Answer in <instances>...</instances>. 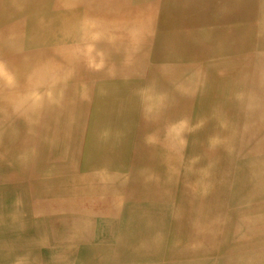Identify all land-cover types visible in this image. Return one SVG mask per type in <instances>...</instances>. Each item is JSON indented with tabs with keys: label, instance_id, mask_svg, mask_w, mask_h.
Wrapping results in <instances>:
<instances>
[{
	"label": "rangeland",
	"instance_id": "1",
	"mask_svg": "<svg viewBox=\"0 0 264 264\" xmlns=\"http://www.w3.org/2000/svg\"><path fill=\"white\" fill-rule=\"evenodd\" d=\"M202 1L189 0V4H191L189 6L191 9L195 8V11H197L205 3ZM167 2L168 0H150L149 4L159 13V11H162L166 7ZM257 2V6H252L249 13L247 12L249 10L247 6L240 4L235 7V11H241L237 15L243 21L248 20L250 22V24L245 25L243 28L244 33L248 32L249 25L253 27L251 44L240 49L236 47L232 48L228 45L221 47V50H219L218 48H213L210 44L211 46L207 50L211 51V53H204L202 56H197L195 61H192L180 58L181 56L179 55L178 57L175 56L171 45L158 44L155 32L149 39L142 42L122 39L120 37L116 39L113 35H110V45H99L96 49L98 51L95 50L97 55L96 67H89L90 71H87V74L90 77L85 80L86 86L89 88L88 95L92 96V93L98 90L97 86L101 82L111 81V78L117 79V89L118 87L133 89L134 87L141 86V90L145 91L147 89V92L143 95L140 94L141 97L132 96L126 98L117 96V100H115L113 92L109 89L100 93V96L102 94L104 96L99 99L101 103V110L99 109V111H103L102 117L107 115L109 119H105L106 122L102 123L103 127L98 122L97 128H94V132L87 127L90 125L94 126L95 118L99 114L96 111L94 112L93 108L90 107L92 106V97H90L85 102L87 104H80L81 107H77L78 110H74L72 114H69L70 110L65 108L61 109V111L58 109L40 111L30 130L26 129L24 132H19L14 136V138L19 140V142L17 141L18 145L17 143L15 144V150H11L16 159L9 160L8 165L3 171L5 173H1L2 171H0V202L3 199L16 195L21 198L20 202L24 205L19 211L20 215L16 216L0 208V222L2 223L0 224L1 228L5 230L0 231V236L3 239L2 246L7 249H13V253L17 249H20H16L17 245L14 241V232L17 231L15 226L17 225L23 229L30 228V224H39L44 232L48 230L49 234L52 231L50 235H55V238L58 237L62 226L68 224L69 219L74 216L72 212L76 211V209L68 206L67 203L64 206L61 205L60 195L65 194L64 198L68 199L71 196L72 183L77 181L88 182L87 179L86 182L82 179L87 178L85 173L89 172L94 177L93 181H91L93 185L92 189H89V185L86 183L85 188H81L78 190L79 193L77 192L78 196L85 198V200H82V210L91 217L88 236L80 244L77 242L76 252L66 257V262L63 261L64 263L52 255L56 248H59L56 245L58 240L51 241L49 246L45 244L36 250L32 249L41 259H39L41 264H94V262H99L100 264H264V241L255 243L254 245L250 244L252 242H249V240L246 241L249 235L250 239L254 237L252 232L255 229L260 231V236L264 235V215H252V212H250L256 206L264 207V183H262L264 182V0H257ZM179 7L181 8L180 4ZM181 11L178 13V18L185 16L181 14ZM205 12L206 9H204ZM201 15L204 17H199ZM199 16L190 22L189 29H192L197 34V37L202 41L200 45L204 46L205 44H209L208 40H210L207 39L209 37L207 34L208 24L206 22V14L200 13ZM201 20L203 21L201 22ZM164 55L167 58H164ZM56 57L58 58L57 55ZM227 59H230V61ZM83 66L87 67L86 63H83ZM224 69L231 72V81H228L231 84H227V80L223 78ZM83 70L81 68V71ZM75 72H80V70ZM160 73H162V76ZM164 80L165 82H163ZM200 81L207 85L208 89L203 93V96L201 95L200 100L196 102ZM77 84L79 85L75 79L70 81L61 80L53 84L60 88L58 92L54 93L55 95L52 94L50 96L57 103L55 104L57 107L59 104H63V101L79 98L76 94L78 89L76 88ZM223 88L225 91H223ZM218 89L222 90L226 98L223 109L230 122V128L223 131L224 134H226V131L228 133V137L224 143L223 139L225 140V138L222 131L219 130L217 133L212 132L217 128L214 119L210 117L200 119L212 106L214 107L220 103L221 91H216ZM238 89L239 91H237ZM151 92L154 93V96L150 95ZM229 93H231L230 96ZM195 102L197 105L196 109L194 108ZM115 104L117 105L118 112H114ZM72 105L74 104L70 106ZM229 106L231 107L229 108ZM198 116L199 119H197ZM60 118L63 119L61 122H65L69 128H65L60 123V127L62 126L60 131L56 135H52L53 143L42 145L43 137L38 134L47 133V127L52 129L53 127L58 128L57 125ZM116 120L117 127H114L115 125L113 124ZM205 121L207 122L205 123ZM180 124L182 126H177ZM119 125L122 126L125 132H121ZM177 127L181 128L176 130V133L175 131L172 132L170 137L168 134L169 130L173 131ZM19 130V128H15L13 131L18 132ZM207 136L211 139H216V142L208 143L205 140L208 138ZM64 137H70V140L68 139L69 145H77V150L78 148L79 150L76 154H71L65 149L66 146H63L59 142L58 138L64 140ZM89 138L93 140L97 139L93 149L95 159L94 156H90L86 157L87 162L78 160L76 157H81V154H83V151L80 149L93 144L89 142ZM170 138L178 144L186 142L185 149L176 150L174 147L169 146L166 141ZM112 146L118 152H122V157L117 156L116 158L111 153L112 149L110 147ZM168 149L177 155L181 156L183 152L187 157L195 158L196 165H194L195 173L193 179L199 192L201 191L206 199L203 208L189 206L188 196H182L179 190L181 187L178 181L179 177L176 172L180 166V157L174 158L173 161H168L167 158H164V153ZM206 150L207 152H205ZM256 150L257 152H255ZM193 152L195 153L193 154ZM165 161L169 162L168 164L172 168L170 171H167V168H165ZM11 163L12 165L9 166ZM138 168L141 171L136 182L133 174L136 175L134 170ZM157 168L158 170H156ZM210 168L211 170H209ZM103 179L106 181L112 180L109 183L110 187H106L105 190L116 194H104L105 198L102 197L104 203L105 201H112V197L117 199V210L112 211L108 217L114 219L115 222L112 230H106L103 227L104 221L102 220V215L104 217L105 215L100 213L103 211V207H100L101 203L97 202L99 197L96 195L101 192H99V189ZM116 179L117 181H115ZM61 182L66 183L65 192L67 193L63 192L62 194ZM113 182L114 184L118 182L117 189L119 188V184H122L123 193L117 194L115 185L112 184ZM111 188L112 190H110ZM56 189H59L60 192L56 191ZM218 189L219 191H217ZM137 190L138 192H136ZM72 194L76 195L75 193ZM24 197L27 198L25 199ZM128 210L129 212H127ZM149 215L151 217L153 215L158 217L160 227L153 220L148 224L146 223L145 220ZM203 216L204 220L201 221L200 217ZM13 219L17 220L14 221ZM195 222L196 225H194ZM250 228L252 231L248 230ZM252 228L255 229L253 230ZM247 231L250 232L246 233ZM156 233L161 234L163 246H161L162 244L159 247L156 244L150 246L147 243L146 246H142V250H136V246L139 243L141 244L143 241L150 240ZM201 234L203 235L201 236ZM212 237L214 238L212 239ZM135 251H138V253H135ZM176 260H180L181 262Z\"/></svg>",
	"mask_w": 264,
	"mask_h": 264
},
{
	"label": "bare ground",
	"instance_id": "2",
	"mask_svg": "<svg viewBox=\"0 0 264 264\" xmlns=\"http://www.w3.org/2000/svg\"><path fill=\"white\" fill-rule=\"evenodd\" d=\"M149 2H150V0H0V171H2L1 173H5L3 171H4V168L8 165L9 160L16 159V157H14V155L11 153V150L12 151L15 150V144L17 143V141L19 142V140L17 138H14V136L16 134H18L19 132H24L26 129L30 130L32 124L36 121L35 120L36 116L39 115L40 111H43V110L53 111L54 109H58L59 111H61V109L65 108V109L70 110L69 114L70 113L72 114V112L74 110H78V108L81 107L80 104L85 103L90 97H92V99H91L92 106H90V107L93 108L94 112L96 111L99 115L96 116V118H95L96 120L94 121V126L90 125L87 128L94 132V128L95 127L97 128L98 122H100L101 123L100 126L102 125V127H103V124H104L103 122H106L105 119H109V117H107V115L102 117L101 114L103 111H99V109L101 110V107H100L101 103H100L99 99L103 98V96H104V94H102L100 96V93L106 91V89H109V90H111V92H113L112 94H113V97L115 98V100H117V96L118 97H126V98H129L132 96L141 97V95H143L147 92V89L145 91L143 89L141 90V86L134 87L133 89L129 88V87L128 88L127 87L126 88H119L118 87V89H117V79H113L110 77L111 81L101 82L97 86L98 90L93 92L92 96L88 95L89 94V88L86 86L87 83L85 82V80L88 79L90 77V75L87 74V71H90L89 67H91V68L96 67L95 66L96 65V57H97L96 51H98L96 49L99 47V45H110V39H109L110 35H113V37L116 39H117V37H120L122 39H127V40H131V41H136V42H142L144 40L149 39L151 37V35L155 32V35H156L157 40H158V44H164V45L169 44L173 47V54L175 56L178 57V55H179V56H181L180 58L188 59V60H192V61H195L197 59V56H200V55L202 56L204 53H211V51L207 50L208 47H210L211 45L213 48H215V49L218 48L219 50H221V47H225L228 45L231 46L232 48L236 47V48L240 49L242 47H246V45L251 44V32L253 30V27L249 25L248 32L244 33L243 28L245 27V25L250 24V22L248 20L243 21V19H241L239 17V15H237V14H240L241 11H239V10L235 11V9H236L235 7L240 5V4H242L243 6H247L249 8V10L247 12L249 13L252 6L253 7L257 6L256 5V4H258L257 0H203L202 2H205V3L203 5H201V7H199L200 9L197 11H195V8H192V9L190 8L189 5H191V4H189V0H168L166 7H164L162 9V11H159V13L155 8H153L149 4ZM179 4L181 5L182 11H181V8L179 7ZM204 9H206L205 13H204ZM252 10H255V9H252ZM180 11H181V14L185 15V16H181L182 18H178V13H180ZM199 12L206 14V22L208 24L207 34L209 37H207V39H210V40H208L209 44H205L204 46L200 45V43L202 41L197 37V34L194 33V31L192 29H189L190 28L189 27L190 22L194 21L196 18H198V16L200 15ZM199 17H204V16L201 15ZM202 21L203 20H201V22ZM262 36H263V34H262ZM116 42H117V40H116ZM174 47H176V48H174ZM179 50H180V52H179ZM56 55L58 56V58L56 57ZM163 57L167 58L166 55H164ZM227 60L230 61V59H227ZM109 62H110V60H109ZM83 63H86L87 67H84ZM241 63H243V62H241ZM81 68L84 70L81 71ZM87 68H89V69H87ZM77 70H80V72H75ZM244 70H245V68H244ZM150 73H151V71H150ZM234 73H236V72H234ZM160 74L162 76V73H160ZM158 76H156V77H158ZM235 76H236V74H235ZM253 76H254V74H253ZM230 77H232L231 72L225 70L223 73V78L225 80H227V82H228V81H231ZM73 79L77 80L79 83V85L77 84L78 87L76 86V88H78L76 94L79 98L74 99V100H67L65 102L63 101V104H59L57 107L55 105L57 103L50 96L52 94L58 92V90L60 88L57 85L55 86L53 84H56L61 80L70 81ZM153 79H155V78H153ZM215 79H216V77H215ZM163 82H165V80ZM215 83H216V81H215ZM183 84H184V82H183ZM227 84H231V83L228 82ZM69 87H71V86H69ZM166 87H168V86H166ZM160 89H162V88H160ZM171 89H172V87H171ZM207 89H208V86L200 81V83L198 85V89H197L196 102L198 100H200L201 95L203 96V93ZM216 91H218V92L221 91L220 92L221 93L220 103L218 105H215L214 107L212 106V108H210V110L208 112H206L203 116H201L200 119H205L207 117L214 119V121L217 124V128H216V130H214L212 132L217 133L220 130L223 133L224 130H228L230 128V122L226 116L227 114L225 113V110L223 109V105L226 101V98L223 95L222 90L218 89ZM223 91H225L224 88H223ZM237 91H239V89ZM257 93H259V92H257ZM166 94H167V92H166ZM230 94L231 93H229V96H230ZM150 95L154 96V93L151 92ZM261 95H263V94H261ZM164 97H165V95H164ZM106 99H107V97H106ZM121 99H124V98H121ZM132 100L134 101V99H132ZM171 102H172V99H171ZM196 102L194 105L195 109L197 108ZM122 103H123V101H122ZM146 103L148 104V102H146ZM71 104H74V105L70 106ZM85 104H87V103H85ZM131 105H133V104H131ZM175 106H176V104H175ZM231 106H232V103H231ZM231 106H229V108ZM261 107H262V105H261ZM104 109L106 110L105 107H104ZM114 110H115L114 112H118L116 104H115ZM156 115H157V113H156ZM236 115H237V113H236ZM197 119H199V116L197 117ZM256 119H257V117H256ZM62 120H63L62 118H60L58 120V125H57L58 128H55L53 126H52L53 129L47 127V129H46V131H48L47 133L38 134L39 136L43 137L42 138L43 139L42 145H49V144L53 143L52 135H54V134L56 135L60 131V129L62 127V126L60 127V125H61L60 123H62L61 122ZM56 121H57V119H56ZM207 121H205V123ZM144 122H146V121H144ZM150 124H152V123H150ZM62 125L65 128H69V126L65 122L62 123ZM113 125H115L114 127H117V120H116V122H114ZM177 126H182V125L180 124ZM143 127H145V126H143ZM13 128L14 129L19 128L20 130L18 132H15L16 130L13 131L14 130ZM134 128H135V126H134ZM170 128H171V126H170ZM180 128L181 127H177L173 131L169 130L168 134L170 135V137H171L172 132L175 131V133H176V130H179ZM119 129H121V132H125V130H123L122 126H120ZM214 129H215V127H214ZM51 131H53V132L51 133ZM152 131H154V130H152ZM64 132H69V131H64ZM126 133H127V131H126ZM20 135H22V134L20 133ZM119 135H121V134H119ZM223 135L225 138V140L223 139V143H224V142H226V139L228 137L227 131H226V134L223 133ZM26 138H27V136H26ZM68 139L70 140V137H64V140L58 138L59 142L61 144H63V146H66L65 147L66 150H68L71 154H76L78 152L79 148L77 150V145L76 146L75 145H73V146L69 145L70 142H68ZM246 139H248V138H246ZM200 140H202V139H200ZM205 140L208 143L216 142V139H211L210 137H208ZM96 141H97V139L93 140L92 138H89V142L93 143V144L90 146L87 145L84 148L80 149L81 151H83V154H81V157L77 156L76 158L78 160H82L85 162H87L86 157L94 156V159H95L93 149L95 147ZM132 141H134V140L132 139ZM166 142L169 146L174 147L176 150H181V149L183 150L186 147V142H182V144H178L177 142L173 141L171 138L168 139ZM178 142H180V141H178ZM17 145H18V143H17ZM53 146H55V145H53ZM110 148L112 149L111 153H113V155L116 158H117V156L122 157L121 151L118 152V150L114 146H112ZM28 151H29V149H28ZM117 152H118V154H117ZM195 152H193V154ZM205 152H207V150ZM236 152H237V149H236ZM255 152H257V150ZM102 153H104V152H102ZM197 154H198V152H197ZM22 155H23V153H22ZM200 155H202V154H200ZM219 155L221 156V154H219ZM58 156L60 157V155H58ZM158 156H157V158H158ZM179 157H180V166L178 167V169L176 171L177 175L179 177L178 181L180 182V186H181L179 188V190L181 191L182 196H188L187 199H188L189 206H192L193 208H203V205L205 204L206 199H205L204 195L201 193V191L199 192V189L197 188L196 183L193 179L194 173H195L194 172L195 171L194 165H196L195 158H193V157L189 158L183 152H182L181 156L179 154L177 155V154L171 152L170 149H168V151H166L164 153V158L165 159L167 158L168 161H173L174 158H179ZM197 162H198V160H197ZM22 163H24V162H22ZM168 163L169 162L165 161V168H167V171H170L172 168L170 167V165ZM93 164H95V163H93ZM10 165H12V163L9 164V166ZM159 166H160V164H159ZM259 168H261V167H259ZM259 168H257V169H259ZM156 170H158V168ZM159 170H160V168H159ZM209 170H211V168ZM134 171H135L136 175L133 174V176L137 182V179L140 176L141 170H140V168H138L137 170L135 169ZM10 172H12V171H10ZM24 174H22V175H24ZM252 174H256V173H252ZM12 175H13V173H12ZM85 175L87 178H84L82 180L86 182V179H87L88 182H86V183H87V185H89V189H92L93 185H92L91 181H93L94 177H93L92 173H89V172L85 173ZM51 178H53V177H51ZM140 180H142V179H140ZM7 181H9V180H7ZM111 181L112 180L106 181L105 179H103L101 182L100 189L98 188L99 192L100 191L101 192L96 195L99 197V198L96 197V198H98L97 199L98 201L97 200L96 201L101 203L100 204L101 206L99 205L100 207H103V211H101L100 213H103L105 215V217L102 215V220L104 221L103 227L106 230H112L114 228V223H115L114 219L108 218V217L111 215L112 211L117 210V199L112 197L111 198L112 201H109V202L105 201V203H104V200L102 199V197L105 198L104 194L106 195V194H112L113 193L112 191L110 193L109 191L105 190L106 187H110L109 183ZM115 181H117V179ZM118 181H119V179H118ZM125 181H127V180H125ZM262 181H260V182H262ZM164 182H166V181H164ZM257 182H259V181H257ZM86 183H84L82 181L81 182L80 181L73 182L71 185V188H72L71 196L68 199H65L64 198L65 194H63V192L67 193V192H65V184L66 183H62V194L63 195H60L61 196L60 204L64 206V204L67 203L68 206H70L73 209H76V211L72 212V215H74V216H72L70 219L68 218L69 219L68 224H66V226H62V228L60 229V232L58 234V237L55 238L54 237L55 235L54 236L50 235L52 233V231L49 234H48V230H47V232H44L43 228L39 224H37V225H35V224L31 225L30 224V226H31L30 228H23V229H21L22 227L20 228L19 225H17V226H15L17 231L14 230L16 232V235L14 232V237H15L14 241L16 242V245H17L16 249L17 248H20V249H17V251L14 252L15 253L14 254L12 252L13 249H11V248L7 249V248L2 246L3 239L1 238L2 236H0V264H41L39 262L40 258L38 257V255H36L37 253L33 252L32 249L36 250L37 248L43 247V245H45V244L49 246V243L51 241H55V240H58L56 245L59 248H56V250L53 252L52 255L56 256V258L60 259L62 262L63 261L66 262V257H69L72 254H74V252H76L75 248H77V246H78L77 242H79V244H80L88 236L91 217L88 213H84V211L82 210V206H81L83 204L82 200H85V198L83 196L80 197L77 195L79 193L78 190L81 188H85ZM95 183H97V182L95 181ZM117 183L114 184V182H113L112 184L115 185V190H117V194H121V192L123 191L122 184L120 183L119 188L117 189ZM262 183H264V182H262ZM256 184H258V183H256ZM135 185H136V183H135ZM81 186H83V187H81ZM37 187H39V186H37ZM263 187H264V185H263ZM110 190H112V188ZM56 191H59V189H56ZM94 191H96V190H94ZM217 191H219V189ZM136 192H138V190ZM256 192H258V191H256ZM72 193H75L76 195H74ZM144 194H146V193H144ZM167 194H168V192H167ZM169 194H171V193H169ZM93 195H95V194H93ZM113 195H116V194L113 193ZM20 200H21V198L17 197L16 195H13L8 199L7 198L3 199V201L0 202V208H3L6 212L9 211V213L15 214V216L20 215L19 211L21 210V208L24 205L23 203L20 202ZM119 200H121V199H119ZM259 201H261V200H259ZM88 203H89V201H88ZM132 204L134 205V203H132ZM157 204H159V203H157ZM140 205H141V203H140ZM248 206H249V204H248ZM120 207H121V205H120ZM139 207H141V206H139ZM156 207H159V206H156ZM94 208H96V207H94ZM231 210H233V209H231ZM251 210L252 211H250V212H252V215H257V216L258 215H261V216L264 215V207H262V206L261 207L256 206V208H253ZM174 211H175V209H174ZM127 212H129V210ZM13 214H12V216H13ZM62 215H64V214H62ZM62 215H60V216H62ZM134 215H136V214H134ZM117 217H119V216H117ZM157 218L158 217H156L155 215H153V217H151L149 215V217H147V219L145 221L148 224L153 220L155 223H158V226L160 227V223H159V220ZM13 220L16 221L17 219H13ZM126 220H127V218H126ZM200 220L203 221L204 216L200 217ZM225 220H227V219H225ZM1 224H0V231H5L3 228H1ZM194 225H196V222ZM198 225H201V224H198ZM152 227H153V225H152ZM238 227H239V225H238ZM248 230H251V228ZM108 232H110V231H108ZM194 232H195V230H194ZM201 232H203V231H201ZM249 232L250 231H247L246 233H249ZM138 235H139V233H138ZM202 235L203 234H201V236ZM252 235H254L253 238L250 239V235H249V237H247V240H246V241L249 240V242H252L250 244L254 245L255 243H259V242L264 241V235L260 236L259 230L255 229L252 232ZM145 237H147V236L145 235ZM214 237H212V239ZM245 239H246V237H245ZM147 243H149L150 246L152 244H156L157 247H159L161 244H162L161 246H163L161 234L156 233L153 236V238H151L150 240L143 241L141 244L139 243L136 246V250H142L143 247L146 246ZM116 244H117V238H116ZM209 246H211V245H209ZM161 250H162V248H161ZM185 251H187V250H185ZM50 253H52V252H50ZM135 253H138V251H135ZM243 258H246V257H243ZM176 261H178V260H176ZM94 264H100V263L94 262ZM185 264H187V263H185Z\"/></svg>",
	"mask_w": 264,
	"mask_h": 264
}]
</instances>
